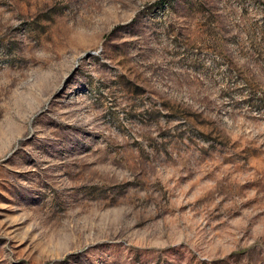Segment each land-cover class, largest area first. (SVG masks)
I'll use <instances>...</instances> for the list:
<instances>
[{
	"label": "rangeland",
	"instance_id": "obj_1",
	"mask_svg": "<svg viewBox=\"0 0 264 264\" xmlns=\"http://www.w3.org/2000/svg\"><path fill=\"white\" fill-rule=\"evenodd\" d=\"M0 264H264V0H0Z\"/></svg>",
	"mask_w": 264,
	"mask_h": 264
}]
</instances>
